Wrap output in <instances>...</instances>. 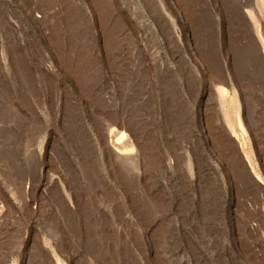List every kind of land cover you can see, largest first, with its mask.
<instances>
[{
  "label": "rangeland",
  "instance_id": "374dc122",
  "mask_svg": "<svg viewBox=\"0 0 264 264\" xmlns=\"http://www.w3.org/2000/svg\"><path fill=\"white\" fill-rule=\"evenodd\" d=\"M142 1L161 45L142 20L132 21L133 32L99 20L94 0H0V264H264V54L254 55L253 34L242 33L239 20H211L220 39L212 57L227 95L215 107L223 130L233 126L240 136L239 111L252 164L237 135V147L218 151L206 102L193 111L195 128L200 118L205 124V148L208 138L215 149L208 167L192 162L190 139L176 159L180 105L155 72L163 63L178 72V53L164 48L153 0ZM251 2L238 1L245 9ZM119 5L131 7L129 0ZM178 22L191 38L189 21ZM197 56L194 87L210 88L213 58ZM232 97L239 109L227 115ZM111 122L112 136L122 130L141 143L155 136L164 162L148 169L139 143L138 172L111 148L106 156L97 142L105 143Z\"/></svg>",
  "mask_w": 264,
  "mask_h": 264
},
{
  "label": "bare ground",
  "instance_id": "6f19581e",
  "mask_svg": "<svg viewBox=\"0 0 264 264\" xmlns=\"http://www.w3.org/2000/svg\"><path fill=\"white\" fill-rule=\"evenodd\" d=\"M94 1H95L94 4L96 5L97 8V14L99 15V20H104L106 23H108L107 22L108 20H115V22H118L120 28L122 27L123 30L130 29L131 31H132V27H134L131 25L132 21L142 20L144 24L145 23L148 24L147 27L149 28L150 35L154 38L155 43L161 45V42L157 34H155V31H153V29L149 26L150 25L148 22L149 19L147 18L146 14L143 12L142 9L143 6L139 5L136 2V0H129L131 7L130 8L127 7L125 11H123V9L120 7L119 0H94ZM140 1L142 3H145L142 0ZM222 1H221L222 3L217 5V7L212 4V0H153V4H150L151 7H149V10L152 12L151 15L152 19L162 20V22H164L163 24L164 30H162L161 37L163 40L165 50L167 49L166 51L168 52L172 51V53H178L177 56L178 59L175 60L176 63L174 64L175 67L178 69V72L174 70L173 67H171L170 63L169 65L168 64L165 65V63H163V65L161 66L163 67L164 70L161 71L160 69V71L158 70L155 73L158 74L157 78L159 77L160 81L163 83L165 87V90L169 92L168 97L171 100H173V104L174 101L179 103L180 106L178 104L177 105L181 109L178 111V113H182L179 116L180 119L187 118L191 115L192 110L190 103L194 102L196 99L194 98L189 100L188 98H184L185 96L183 89L179 87L180 86L179 77L183 79V82L185 83V86L187 88L191 87L192 81L194 84L197 83V79H199V76L197 75V71L199 73L198 67L199 66L202 67L201 62H198L199 58L197 56V52L200 53V55L203 54L202 57H205V59L207 54L211 55L212 57L216 47L214 44L218 40H220L218 38V33H216L218 27H215V25L211 23V20H224L225 15H226L225 18L226 20L228 17L229 20H239L238 22L240 23V30H242V33L249 36L252 33L254 36V37L251 36L252 38L250 41V48L253 50L254 55L257 57L260 55L259 53L264 54V35L259 24L260 22L259 20H264V0H254L255 2L253 4L251 2V4L246 9H245L246 6L243 8V6H241L238 3L239 0L238 1L231 0L232 3H229L230 1L228 2L226 0H222ZM246 3H250V2L247 1ZM226 8L228 9V13L225 12L227 10ZM166 20L167 23L169 22L168 25L166 24ZM178 20H186V22L189 21L192 29V32L190 34L191 38L188 36L189 31L186 32L184 31V33L181 34L179 30V26L176 25V22L179 25ZM247 23L248 25L246 27ZM107 26L109 25H106V28ZM143 26H146V24ZM134 29H136V27ZM180 29L182 30L181 27ZM111 32L113 31L111 30ZM111 32L109 34H111ZM190 39L194 41L195 47H193V43H191ZM258 45H260L259 48ZM195 49L197 52L195 51ZM204 50L208 53L206 54ZM189 54H191L192 57L196 59L195 62L191 60V56L189 58ZM207 59L209 60V56ZM207 59L206 62H208ZM216 60L219 61V58L215 59V62H214V58L212 60L213 65L215 64L213 68L215 69L216 73L211 80L212 84L210 85L209 88L208 101L214 98L213 91L216 89L215 83L218 81L220 82L222 80V77L220 76L221 66L218 65L220 64V62L218 63ZM211 64L209 65L212 66ZM82 79H84V77ZM193 95H195V92L193 93ZM218 95H219V100L222 101L221 103H223L224 94H222V92L220 91ZM184 99L186 105L184 108H182L181 107L182 101H184ZM177 105L176 107H178ZM209 113H210V119H214V113L211 109ZM230 127L231 130L235 132L234 128L232 126ZM121 131L120 133H118L115 141L118 144L122 143L126 139V133L124 131L122 132ZM239 138L241 139L242 145L244 146L246 144L244 137L239 136Z\"/></svg>",
  "mask_w": 264,
  "mask_h": 264
},
{
  "label": "crops",
  "instance_id": "0c3cea01",
  "mask_svg": "<svg viewBox=\"0 0 264 264\" xmlns=\"http://www.w3.org/2000/svg\"><path fill=\"white\" fill-rule=\"evenodd\" d=\"M161 69H163V68H161ZM220 72H221V70H220ZM162 73H164V72H162ZM157 75L158 74H156V76H155L156 80L158 82H161L159 77L157 78ZM220 76L222 77V73H220ZM179 80H180V86L179 87H181L183 89L184 96H185L184 98H188L189 100L195 98L196 100L194 102L190 103L192 113L189 117L184 118V119H182V118L180 119L179 116L182 113H178V123L176 124L174 139H175L176 147L180 146L181 150H180V152L179 151L175 152L176 159H177V154H179V155L182 154L181 151L183 150V148H182L183 147V139L185 138L186 141H188V139H190L192 142L196 143V146L192 145L194 152L193 151H191V152L195 153L194 154L195 157L192 158V162L197 161L198 163H200V161H202L204 164H205V162H207V167H208V163H209L208 152L209 151L214 152L215 149L211 147V144H210L208 138L206 139V137H205V139L207 140V147L205 148L206 142L202 140L203 137H201V133H200V131H202L205 128L204 127L205 124H203V121L200 118L198 120V122H199L198 124H199L200 129L197 130L195 128L194 122H196V120H195V113L193 111V107H195V106H197V104H199V106L197 108H200L201 103H204V102H206L208 104V109L206 110V119H207L206 126H207V129L209 130V133L212 135V138H213L212 142L216 144L218 151L227 152L229 150V148L226 149L228 146H230V147L231 146H233V147L238 146L245 151V156L249 159L250 158V154H249L250 151L247 150L246 144L244 146L242 145V141L240 138H239L240 140L238 141V139H237L238 138L237 136H239L238 131H236V129H234L235 132L233 130H231L232 133L234 132L232 134L231 132L226 131L227 129L223 130V128H226V126L223 125L221 123V121L219 120L218 109L216 107L214 108V105H216L218 103L217 101H220L218 94L220 91L222 92V86L219 85L222 80L220 82L218 81L215 83L216 89L214 91H217V95H216V97H214L212 100H209V101H208V95L204 96L205 93L204 94L200 93V90H208L209 89L208 87H206V85L204 88H202V87H199V88L196 87L195 88L194 86H197L198 84L193 83V85H191L190 88H187L181 77H179ZM161 85L165 89L163 83ZM194 92H195V95H193ZM222 94H224L223 100H225L227 98V95L225 92H222ZM166 96H168V95H166ZM229 102H230L231 108L227 107L228 108L227 115L229 114L230 109H232L234 111L239 109V105H238V102H237L235 97H232L231 99H229ZM185 105L186 104H185V99H184V101H182L181 107L184 108ZM210 109L214 113V119H210V113H209ZM156 113L157 114H156L155 118H156V120L159 121L161 114H160V112H156ZM149 117L152 119L154 117V115L150 114ZM239 122L241 123V125ZM237 125H238L239 129L242 131V134L240 136H243V135L245 136L244 127H243V124H242L240 116H239V111L237 112ZM183 126L185 127V129L188 130L189 135H187V136L192 137V138H188L185 135V133L183 131ZM106 127H107L106 128L107 132H105L104 137L101 136V138H105V141H102L105 143L101 144L99 135H98L99 140L97 142L101 146V148L102 147L107 148L106 156L109 157V154H110L109 149L111 148L112 151H115L116 159L118 161L119 160L125 161L129 168L132 166L134 168V171L137 170V172H138V170L141 169V166H140L139 160H138L139 157H137V154L134 153L133 148H134L136 143H139V145L141 144L140 148L142 149V155H143L142 160L144 163H147L146 166L148 167V169L156 166L157 162H162L164 160V158L162 159L160 157V154L157 153L158 148H159V142L157 139H155V136L149 135L148 137H146L147 141L141 143V140L136 141L134 136L131 139V137L129 136L130 133L128 134L126 131H124L126 133V139L122 143L118 144L115 141H116V137H117L118 133H120V131H118V133L116 135L112 136V134L115 130L114 123L111 122V123L107 124ZM146 128L148 130L150 129V131L152 129V127L149 124H148V126H146ZM234 139L239 142L237 146L235 144ZM160 142H161V144H165L163 139H161ZM100 157L103 160V150H102V154ZM193 159H194V161H193ZM230 160H233V162L235 164L240 163L239 158L235 155L232 156L230 158ZM249 162H250V164H252L250 159H249ZM192 166L194 167L193 164H192ZM239 166H240V164L237 165V167L239 169L238 171L241 172L242 168H241V166L240 167ZM251 167H253V166L251 165ZM240 172H239L238 176L241 175ZM148 175H151L150 170H148Z\"/></svg>",
  "mask_w": 264,
  "mask_h": 264
}]
</instances>
